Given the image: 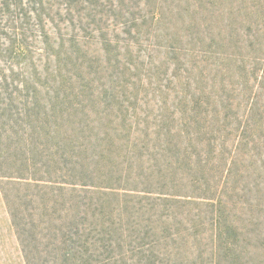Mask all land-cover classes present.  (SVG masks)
I'll list each match as a JSON object with an SVG mask.
<instances>
[{
    "label": "trees",
    "instance_id": "1",
    "mask_svg": "<svg viewBox=\"0 0 264 264\" xmlns=\"http://www.w3.org/2000/svg\"><path fill=\"white\" fill-rule=\"evenodd\" d=\"M0 180L25 264H264V0H0Z\"/></svg>",
    "mask_w": 264,
    "mask_h": 264
},
{
    "label": "rangeland",
    "instance_id": "2",
    "mask_svg": "<svg viewBox=\"0 0 264 264\" xmlns=\"http://www.w3.org/2000/svg\"><path fill=\"white\" fill-rule=\"evenodd\" d=\"M2 180H0L1 190ZM0 191V264H25L20 244Z\"/></svg>",
    "mask_w": 264,
    "mask_h": 264
}]
</instances>
